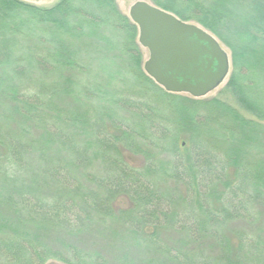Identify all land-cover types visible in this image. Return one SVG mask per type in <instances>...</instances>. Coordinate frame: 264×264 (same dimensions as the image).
I'll return each mask as SVG.
<instances>
[{"label":"trees","instance_id":"obj_1","mask_svg":"<svg viewBox=\"0 0 264 264\" xmlns=\"http://www.w3.org/2000/svg\"><path fill=\"white\" fill-rule=\"evenodd\" d=\"M149 1L230 49L226 86L252 117L156 84L116 0H0V264H109L82 239L108 218L161 256L144 264H264L258 236L227 235L264 215V0Z\"/></svg>","mask_w":264,"mask_h":264},{"label":"water","instance_id":"obj_2","mask_svg":"<svg viewBox=\"0 0 264 264\" xmlns=\"http://www.w3.org/2000/svg\"><path fill=\"white\" fill-rule=\"evenodd\" d=\"M128 16L149 53L143 69L165 91L203 98L226 80L230 55L200 24L183 21L149 0L132 4Z\"/></svg>","mask_w":264,"mask_h":264},{"label":"rangeland","instance_id":"obj_3","mask_svg":"<svg viewBox=\"0 0 264 264\" xmlns=\"http://www.w3.org/2000/svg\"><path fill=\"white\" fill-rule=\"evenodd\" d=\"M25 2L31 3V4H35L38 6H43V7H50L53 6L55 3H57L59 0H23ZM136 1L138 0H116L119 9L121 10V12H123L124 14H126L128 16L129 14V9L132 6V4H134ZM222 43V42H221ZM223 46L225 47V49L228 51L229 55H230V59H231V51L230 49H228V47H226L224 44ZM143 49V48H142ZM144 52V62L148 59L149 57V53L146 49H143ZM232 72V59H231V66H230V72L226 78V80L215 90H213L212 92H210L206 97V99H210V98H218L228 104H230L231 106H233L236 109H239V111L244 114L246 117L251 118L252 115L245 113V111L241 110L237 103L236 100L234 98V96L232 95V93L230 92V90L227 88V83L229 80V77L231 75ZM183 95H188V94H183ZM264 124V122H263ZM174 135L173 138H171V140L169 142H167V146L172 147L174 144V140H175V136H178V132H176L175 130L173 131ZM187 139H180V142H184V147L187 146ZM203 146L204 148H209L211 147V144H208L207 141L203 142ZM218 155V154H217ZM125 159L126 161L133 167L136 168H144V166L146 165L147 160H144V158L142 156L139 155H132L130 153H124ZM160 160L162 161H166L170 158V155L167 153H161L160 156H158ZM164 169L166 170V166H163V171L160 170L161 172H156L155 174L152 175H147V177L149 176L151 179L153 178V180H156L158 183H160V185H158L160 187V189L164 188L163 182L164 179ZM103 171V169H99L98 172L101 173ZM168 186L170 187H174V188H178L179 191H181L182 187L181 186H174V182L173 181H169ZM113 208L115 211L117 210H126L129 209V207H131L130 202L127 200L126 197H119L118 199H116L113 204H112ZM98 218V217H97ZM97 218H96V222H97ZM111 219L108 218L107 219V224L111 225L112 228L110 227V229L106 226L108 225H101L100 222L98 221L96 224V228L93 230V232L90 233H86L83 235L82 239L84 240L85 245H83L84 249L86 250H96V252H101L104 256V258L108 261L109 264H116L118 262V258H120L123 254H126L127 257L130 260L131 264H144V262H154L155 260H160L161 256L154 252L153 248H147L144 245H142V247H137L133 244H131L127 239L125 234H121V232L119 230H115L113 231V227L117 228L119 227L118 225H113V222L110 221ZM230 226L227 228H229L230 231H228L227 235L230 238H235V234L232 233H236L237 230H243L246 233L249 234H253L255 236H258L261 240V243H264V215L263 217L260 218V220L255 223L254 225H248L246 223H240V222H230L229 223ZM100 225V226H99ZM1 227L3 229V231H7L10 232V230L13 231V228H15L13 222L9 219H3L2 223H1ZM113 229V230H111ZM119 229V228H118ZM228 230V229H227ZM175 236L170 233L167 234V238H169V240L173 241ZM236 242V239H235ZM264 247V244L262 245ZM260 249V248H259ZM262 251V250H259ZM46 264H64L63 262L56 260V259H51L48 260L46 262Z\"/></svg>","mask_w":264,"mask_h":264}]
</instances>
